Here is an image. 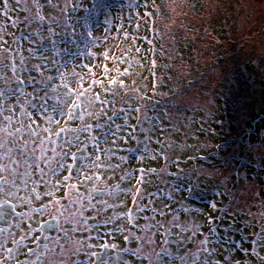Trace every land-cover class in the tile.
Wrapping results in <instances>:
<instances>
[{
	"label": "snow or ice",
	"instance_id": "6c2138e0",
	"mask_svg": "<svg viewBox=\"0 0 264 264\" xmlns=\"http://www.w3.org/2000/svg\"><path fill=\"white\" fill-rule=\"evenodd\" d=\"M163 2L146 0V10L129 17L119 36L102 38L108 42L98 54L93 49L100 38L94 36L89 18L104 15L111 4L96 3L83 17L85 49L73 51L68 45L78 46L59 38L58 30L65 25L51 12L70 18L79 7L75 0H66L63 8L54 0H0V264H51L53 253L59 255L72 239L78 247L71 264L82 251L90 264H127L122 254L146 264H246L236 254L249 252L243 243L247 238L234 240L232 226L219 223L223 215L200 213L203 220H182L181 213L191 212L185 205L166 212L152 206L153 194H141L149 176L175 173L166 167L159 172L154 167H126L137 159L141 165L148 160L167 165L173 147L154 141L159 127L154 117L145 112L133 124L132 113L140 109L116 107L117 98L126 95V78L139 70L157 75V49L141 29L151 26L156 31V17L165 15ZM128 7L140 9L141 0H129ZM105 23L115 31L107 15ZM141 42L151 47L142 48ZM80 57L88 62L80 63ZM4 136L11 139L5 142ZM132 144L136 147H122ZM186 191L196 194L192 188ZM49 205L70 212L83 227L76 231L57 224L52 230L54 249L45 242V229L56 221L45 219L34 226L45 214L50 217ZM210 206L217 209L216 203ZM148 212L152 215H145ZM169 214L170 224L157 220ZM141 220L147 223H138ZM78 232L88 233L87 238L78 239ZM117 234L134 247L105 242ZM189 245L196 250L190 251ZM249 245L264 248V230ZM249 254L259 255L255 247Z\"/></svg>",
	"mask_w": 264,
	"mask_h": 264
},
{
	"label": "rangeland",
	"instance_id": "374dc122",
	"mask_svg": "<svg viewBox=\"0 0 264 264\" xmlns=\"http://www.w3.org/2000/svg\"><path fill=\"white\" fill-rule=\"evenodd\" d=\"M187 1L193 4V14L176 0L170 3L164 0V16L167 17V10L169 20L163 21L162 16L157 19L163 24V28L157 27L163 36L162 45H157V34L151 31V26L141 29L142 35L153 39L157 49L153 57L159 65L157 75L154 77L150 71L139 70L126 78V95L116 100L117 109L122 106L140 109L139 113H132L130 123L135 124V117H142L145 112L155 118L159 127L153 139L173 145L168 150L170 159L167 165L150 160L141 165L137 159L126 167H154L158 172L166 167L168 172L175 173L149 176L150 183L141 194H153L155 204L152 206L166 212L169 207L185 205L191 212L181 213L182 220L197 217L203 220L200 213L213 217L223 215L219 223L232 226L234 240L247 238L243 243L249 252L238 253L237 258L246 264H264V248L249 245L250 240L264 230V0ZM54 2L58 8H63L66 0ZM75 2L79 7L70 18L57 10L51 12L65 25L58 30L59 38L73 40L78 46L68 45L73 51L85 49L83 41L87 37L83 17L93 12L96 3L111 4L104 15L89 18L94 36L100 38L97 39L98 47L93 49L98 54L108 42L102 38L119 36L121 25L127 23L129 17L146 10V0H141L140 9L129 8V0ZM156 2L160 4L161 0ZM105 15L115 31L108 30ZM141 47L151 46L141 42ZM189 56H193V65L188 62ZM79 62L88 61L80 57ZM175 71L178 73L173 80ZM186 76H193V82ZM184 85L189 87L187 94L182 92L163 100L168 92L173 93V89ZM128 146L136 147L135 144L122 147ZM177 185L179 188L173 192ZM186 187L194 189L196 194L189 196ZM165 193L174 199L167 200ZM211 203L217 204L216 210L211 208ZM157 220L168 225L171 214L157 216ZM138 223L146 224L147 221ZM107 230L110 228L102 229ZM104 240L134 247L125 243L119 234ZM252 247L259 255L249 254ZM189 249L195 251L196 246L189 245ZM125 258L127 264H146L137 257L122 254L121 259ZM76 264H90L88 256L83 261L76 260Z\"/></svg>",
	"mask_w": 264,
	"mask_h": 264
},
{
	"label": "flooded vegetation",
	"instance_id": "af4514ba",
	"mask_svg": "<svg viewBox=\"0 0 264 264\" xmlns=\"http://www.w3.org/2000/svg\"><path fill=\"white\" fill-rule=\"evenodd\" d=\"M3 139L5 142H7L9 139H11V137L4 136ZM0 147H2V145H0ZM37 159H39V156H37ZM0 170H3V169H0ZM48 213H50V217H48L47 214H45V216L39 218L38 222L34 226L39 227V224L43 223V221L45 219H51V220L56 221V222H52V223L47 224L46 229H45L47 232H49L48 233L49 241H45V242H49L50 246L53 249L55 248L56 244H55V239L52 236L53 235L52 230L57 228V224H59L61 226H66V227L70 225L76 231H83V227L79 225L78 219L72 218L70 212L65 211V212L61 213L55 205H49ZM94 214L95 213H92V215H94ZM86 215H89V214L86 213ZM91 222L92 221L90 220L89 223H91ZM0 226H4V225H0ZM74 235L78 239H86L88 233L78 232ZM42 239H43V237H42ZM65 244H66V247H64L62 249V251L59 255H56L55 253H53V255L51 257V264H69V263H71V257L73 255H76L75 249H77V247H78V242L75 239H72V240L66 241ZM113 256H115V255H113ZM85 257H86V254L82 251L77 256H75L74 259H75V261L76 260L83 261Z\"/></svg>",
	"mask_w": 264,
	"mask_h": 264
},
{
	"label": "trees",
	"instance_id": "16d2710c",
	"mask_svg": "<svg viewBox=\"0 0 264 264\" xmlns=\"http://www.w3.org/2000/svg\"><path fill=\"white\" fill-rule=\"evenodd\" d=\"M170 1L171 0H169V3H170ZM177 2H180V3H182V4H184V5H186V8L189 10V12L190 13H192L193 14V4H191V2H188L187 0H176ZM166 12V14H167V17H165L164 15H161L162 16V20L163 21H167V20H169V17H168V12H167V10L165 11ZM158 17H159V15L156 17V19H155V24H156V34H157V38H158V43H157V45H162V35H161V33H160V30L157 28L158 27V25H160L159 26V28H163V24H159L158 22H157V19H158ZM190 51H191V47H190V45H189V48H188ZM190 51L188 52V54L187 55H189L190 54ZM175 52V51H174ZM188 62L191 64V65H193V63H194V60H193V56H189L188 57ZM179 64V63H178ZM178 64H177V66H178ZM178 72L177 71H175L174 72V77H173V80L176 78V74H177ZM187 78H192L191 80H190V82H193V76H191V77H189V76H186ZM185 79V78H184ZM186 81V80H185ZM173 93L170 91V92H168V96H165L164 97V99L163 100H166L167 101V99L168 98H171L172 99V97H174V96H176L178 93H188V91H189V87L187 86V85H184L183 86V88H181V87H177L175 90L173 89ZM175 93V94H174ZM171 110L173 111L174 110V107H171ZM252 143H250V145H251Z\"/></svg>",
	"mask_w": 264,
	"mask_h": 264
},
{
	"label": "water",
	"instance_id": "95a60500",
	"mask_svg": "<svg viewBox=\"0 0 264 264\" xmlns=\"http://www.w3.org/2000/svg\"><path fill=\"white\" fill-rule=\"evenodd\" d=\"M113 255H115V253H113Z\"/></svg>",
	"mask_w": 264,
	"mask_h": 264
}]
</instances>
